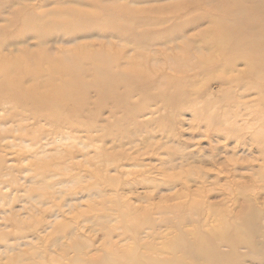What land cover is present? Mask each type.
<instances>
[{
    "label": "rangeland",
    "instance_id": "obj_1",
    "mask_svg": "<svg viewBox=\"0 0 264 264\" xmlns=\"http://www.w3.org/2000/svg\"><path fill=\"white\" fill-rule=\"evenodd\" d=\"M0 65L74 94H0V264H264V0H0Z\"/></svg>",
    "mask_w": 264,
    "mask_h": 264
},
{
    "label": "bare ground",
    "instance_id": "obj_2",
    "mask_svg": "<svg viewBox=\"0 0 264 264\" xmlns=\"http://www.w3.org/2000/svg\"><path fill=\"white\" fill-rule=\"evenodd\" d=\"M79 53V52H78ZM80 54V53H79ZM86 53L77 55L76 57L79 59V61H75V58L69 59L67 61L63 60H50L48 64V59L46 60V65L48 68H46V71L50 74H56V75H70L71 72L73 71H80L83 68V62L87 58ZM90 56V61L92 62L94 69H95V83L97 86L101 84L102 82L106 81L108 77V71H109V65L111 60L105 55H96L92 54ZM85 58V59H84ZM77 59V60H78ZM81 59L82 62H81ZM71 60V62H69ZM88 60V59H87ZM31 60L27 59H22L21 61V66L24 67V69H27L30 71L31 69ZM15 65L19 66L18 63H15ZM12 68H8L6 66H1L0 65V77H1V86H3L2 90H0L1 93H5L6 95L10 97H14L15 101H21L24 103L26 107H29L30 109H33L34 112L40 115V113L43 114H55L56 112L58 113L59 117H67L64 115V113H60L58 110L63 109L64 111L68 110H73L70 107V104H68L69 97L74 98V94L71 91V85L68 83H61L60 85H53L49 84V82H46L44 84L38 85V84H33L30 86L27 90H23L21 87L17 86L15 87L9 79L12 77L11 74L13 72ZM31 72V71H30ZM29 75H33L28 72ZM6 77V78H5ZM116 79V78H115ZM126 80L128 81H133L132 74H130ZM127 82V81H126ZM140 84V86H139ZM138 86L144 89L145 87L143 86V83H141V79L139 78L138 80ZM140 88V89H141ZM75 103L76 106L84 105L85 101L83 96H75ZM61 108V109H60ZM226 230L224 229V233ZM181 237V236H179ZM228 239V244H232L235 242V240L239 239V236H228L224 237ZM174 250H180L182 249V245L180 241L178 240L176 245L174 243ZM75 250L79 252V246L76 245ZM198 253L204 254L206 258H209L210 255L207 253L210 252V250L206 249V247H199L196 249ZM130 256V262L129 264H152V261L148 260V262L144 261H137L133 262L135 260L134 256ZM231 259V258H230ZM133 260V261H132ZM228 260V259H227ZM233 260V258H232ZM173 264H176V261H172ZM167 263V262H166ZM13 264H18L17 262H14ZM101 264H116L113 260H104L102 261Z\"/></svg>",
    "mask_w": 264,
    "mask_h": 264
}]
</instances>
